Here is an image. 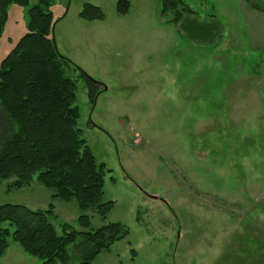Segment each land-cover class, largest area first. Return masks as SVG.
Returning a JSON list of instances; mask_svg holds the SVG:
<instances>
[{
    "label": "rangeland",
    "instance_id": "374dc122",
    "mask_svg": "<svg viewBox=\"0 0 264 264\" xmlns=\"http://www.w3.org/2000/svg\"><path fill=\"white\" fill-rule=\"evenodd\" d=\"M48 1L50 37L76 85L77 127L109 170L102 202L113 208L102 221L93 208L52 200L35 178L20 190L0 182V206L53 205L58 234L62 224L82 231V215L89 231L124 225L126 239L92 264H264V13L242 0H184L194 15L175 24L161 16L162 0H125V15L120 0ZM85 4L103 20H82ZM27 10L8 8L0 61L26 33ZM81 73L99 86L92 104ZM7 241L0 264H42Z\"/></svg>",
    "mask_w": 264,
    "mask_h": 264
},
{
    "label": "trees",
    "instance_id": "16d2710c",
    "mask_svg": "<svg viewBox=\"0 0 264 264\" xmlns=\"http://www.w3.org/2000/svg\"><path fill=\"white\" fill-rule=\"evenodd\" d=\"M30 1L0 0V38L8 8H28L26 33L0 61V182L13 180L10 189L20 190L35 178L40 186L52 191V200L74 201L80 211L93 208L105 221L113 208L112 202H102L104 178L109 170L97 163L77 127L80 113L75 105L76 85L66 75L70 62L57 53L50 37V3L37 0L29 7ZM242 1L264 13V0ZM128 7L129 2L118 1L117 14L125 15ZM168 13L173 14L175 24H180L185 15H194L184 0H162L160 14ZM79 17L87 22L104 18L101 10L90 4L83 6ZM185 29L189 37L200 38L197 28L187 25ZM214 35L205 33L202 37L207 40ZM80 76L92 104L99 86L83 73ZM56 219L53 205L46 210L1 205L0 258L11 237L24 254L42 264H92L129 234L119 223L89 231L90 220L85 215L77 220L82 231L62 224L58 234L51 222ZM6 224L13 229L11 234Z\"/></svg>",
    "mask_w": 264,
    "mask_h": 264
}]
</instances>
